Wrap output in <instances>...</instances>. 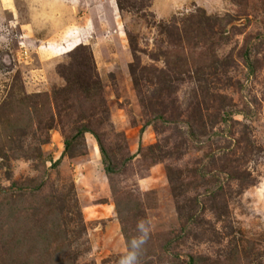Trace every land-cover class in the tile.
<instances>
[{"label":"rangeland","instance_id":"374dc122","mask_svg":"<svg viewBox=\"0 0 264 264\" xmlns=\"http://www.w3.org/2000/svg\"><path fill=\"white\" fill-rule=\"evenodd\" d=\"M141 220L138 264H264V0H0V264Z\"/></svg>","mask_w":264,"mask_h":264},{"label":"clouds","instance_id":"9594fccd","mask_svg":"<svg viewBox=\"0 0 264 264\" xmlns=\"http://www.w3.org/2000/svg\"><path fill=\"white\" fill-rule=\"evenodd\" d=\"M139 235L129 241V246L120 256L119 264H138L140 250L150 235V221L141 220L137 224Z\"/></svg>","mask_w":264,"mask_h":264},{"label":"trees","instance_id":"16d2710c","mask_svg":"<svg viewBox=\"0 0 264 264\" xmlns=\"http://www.w3.org/2000/svg\"><path fill=\"white\" fill-rule=\"evenodd\" d=\"M66 146H68V142H66ZM100 150H101V152H102V155H103V158H104V149L102 148V147H100ZM105 159V158H104ZM103 159V160H104ZM105 171H107V172H111L112 170H110V168H109V166H105Z\"/></svg>","mask_w":264,"mask_h":264}]
</instances>
